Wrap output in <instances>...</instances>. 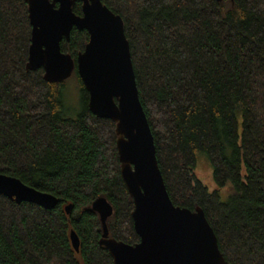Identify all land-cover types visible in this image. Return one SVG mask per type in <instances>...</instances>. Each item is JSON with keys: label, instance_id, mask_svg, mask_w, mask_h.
Segmentation results:
<instances>
[{"label": "trees", "instance_id": "trees-1", "mask_svg": "<svg viewBox=\"0 0 264 264\" xmlns=\"http://www.w3.org/2000/svg\"><path fill=\"white\" fill-rule=\"evenodd\" d=\"M102 1L124 20L173 202L204 209L227 264H264V0ZM82 6L78 0L75 13ZM31 38L28 1L0 0V174L58 203L47 209L0 194V264H114L100 243L96 199L113 205L110 236L140 241L116 124L91 112L76 69L82 107L67 114V80L27 69ZM88 41L89 32L74 27L61 49L77 62ZM203 159L214 188L197 175Z\"/></svg>", "mask_w": 264, "mask_h": 264}, {"label": "water", "instance_id": "water-1", "mask_svg": "<svg viewBox=\"0 0 264 264\" xmlns=\"http://www.w3.org/2000/svg\"><path fill=\"white\" fill-rule=\"evenodd\" d=\"M32 38L28 70L43 68L44 78L62 82L77 70L89 92V109L116 124L121 174L134 200V228L140 236L129 244L109 235L107 220L114 212L105 197L93 202L103 225L100 243L114 264H227L217 235L204 209L176 205L159 166L154 135L140 99L130 42L121 15L102 0H80L83 14L74 11L78 0H27ZM86 29L89 41L77 62L61 49L73 28ZM0 194L17 203L28 201L54 208L58 198L0 174ZM67 212L71 205L66 206ZM73 246L80 239L71 231Z\"/></svg>", "mask_w": 264, "mask_h": 264}, {"label": "rangeland", "instance_id": "rangeland-1", "mask_svg": "<svg viewBox=\"0 0 264 264\" xmlns=\"http://www.w3.org/2000/svg\"><path fill=\"white\" fill-rule=\"evenodd\" d=\"M64 95L67 102L66 107H68V115L76 117L80 112L82 107L81 102V81L77 73H73L70 78L67 79L66 87L64 89ZM207 160L206 158H204ZM203 159V160H204ZM202 161L197 169V175L209 185L210 188H214L215 184L212 179V168L210 163L207 161ZM227 191V190H226ZM223 199L228 197V194H223Z\"/></svg>", "mask_w": 264, "mask_h": 264}]
</instances>
